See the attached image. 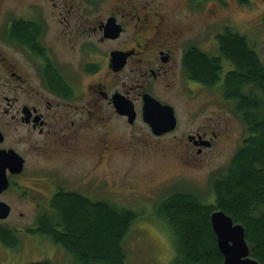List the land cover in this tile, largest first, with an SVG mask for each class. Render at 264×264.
Instances as JSON below:
<instances>
[{
  "label": "flooded vegetation",
  "instance_id": "af4514ba",
  "mask_svg": "<svg viewBox=\"0 0 264 264\" xmlns=\"http://www.w3.org/2000/svg\"><path fill=\"white\" fill-rule=\"evenodd\" d=\"M200 1L0 0V150H14L22 158L19 172L7 167L8 184L0 196L11 189L28 197L37 215L53 210L50 199L57 192L105 201L77 186H64L51 172L34 168L30 177L25 169L34 159H88L96 161L88 172H95L111 155L128 152L135 141L145 145L144 135L134 138L131 128L137 122L143 131V123L149 127L142 117L144 94L171 105L158 85L178 91L180 86L192 90L191 82L206 85L190 76L185 62L189 47L197 45L188 38L183 18ZM177 13L182 17L175 18ZM114 52L123 59L114 62ZM229 64L223 63L226 71ZM221 71L212 86L222 92L226 71ZM116 100L133 107L132 120L118 110ZM118 126L124 133L119 135ZM208 130L212 136L204 129L183 133L186 138L177 144L182 153H201L212 145L218 132ZM223 130L218 134L225 136ZM126 134L131 140L121 139ZM6 203L11 213L12 205ZM36 220L15 231L38 235Z\"/></svg>",
  "mask_w": 264,
  "mask_h": 264
},
{
  "label": "rangeland",
  "instance_id": "374dc122",
  "mask_svg": "<svg viewBox=\"0 0 264 264\" xmlns=\"http://www.w3.org/2000/svg\"><path fill=\"white\" fill-rule=\"evenodd\" d=\"M179 1L183 0H169V4L176 5ZM168 9L171 10L170 7ZM193 12L183 19L191 32L188 38L201 50L209 55L217 54L215 35L227 25L247 37L249 45L257 49L264 64V0H201ZM176 17L181 18L182 14L177 13ZM226 62H223L224 65ZM224 65L222 69L226 71ZM188 85L192 86V90L180 86L182 93L175 97L173 94L180 93L178 90H165L163 86H157L161 96L171 97L176 115L173 130L160 136L144 123L143 131L139 127L140 122H137L131 126L134 138L144 135L145 145L135 141L128 152L119 151L111 155L98 166L97 171L88 172L96 162L88 159H41L50 166L40 159H34L25 169L24 175L30 177L34 176V168L47 174L51 172L64 186H77V190L86 195L92 192L96 200L102 199L119 207L133 209L137 217L122 241L126 256L124 264L171 262L176 255L173 233L156 212L157 204L174 191L194 193L205 202L211 200L212 177L226 169L248 135L246 123L235 109L236 103L224 97L220 86H199L192 82ZM220 117L222 123L219 124ZM114 124L117 125L116 122ZM208 127H213L216 133L225 129V136L217 133L213 144L201 153L195 150L189 154L182 153V145L177 144L186 138L183 133L202 132L204 129L211 135ZM117 129L121 130L119 135L124 133L121 127ZM131 137L126 134L121 139L126 141ZM28 180L26 177L24 182L29 184ZM0 199L9 201L13 208L5 219H0V226L14 229L12 234L18 237L19 242L17 247L10 248L0 241V264L39 260H50L53 264L71 263L65 248L51 239L39 234L28 235L19 229L15 231L16 227L33 225L37 218L28 197H18L10 189ZM20 209L23 211L21 215L18 213Z\"/></svg>",
  "mask_w": 264,
  "mask_h": 264
},
{
  "label": "trees",
  "instance_id": "16d2710c",
  "mask_svg": "<svg viewBox=\"0 0 264 264\" xmlns=\"http://www.w3.org/2000/svg\"><path fill=\"white\" fill-rule=\"evenodd\" d=\"M215 39L217 54L189 47L187 71L195 80L212 86L220 77L223 61L230 63L222 92L236 103L248 135L226 169L212 177L211 200L174 191L157 204L156 212L173 233L176 255L169 264H222L209 220L217 208L243 225L250 256L264 264V64L247 37L233 27L223 26ZM50 206L53 210L37 215L35 232L65 248L70 264H124L122 241L137 217L133 209L108 201L94 202L73 192H57ZM13 231L0 226L4 246L19 244Z\"/></svg>",
  "mask_w": 264,
  "mask_h": 264
},
{
  "label": "water",
  "instance_id": "95a60500",
  "mask_svg": "<svg viewBox=\"0 0 264 264\" xmlns=\"http://www.w3.org/2000/svg\"><path fill=\"white\" fill-rule=\"evenodd\" d=\"M114 62L123 59L113 53ZM142 117L151 127L154 134L160 135L175 128L176 115L172 105L161 103L150 94H144ZM115 106L119 111L124 110L134 118V110L131 105L126 107L121 100L115 101ZM22 158L14 150H0V192L6 188L8 177L6 176L7 167L9 171L19 172L22 168ZM10 211L9 205L0 200V219H4ZM211 229L215 234L218 251L222 253V264H261L250 256L247 240H245V229L239 222L236 223L229 214L222 209L214 210L209 215Z\"/></svg>",
  "mask_w": 264,
  "mask_h": 264
}]
</instances>
